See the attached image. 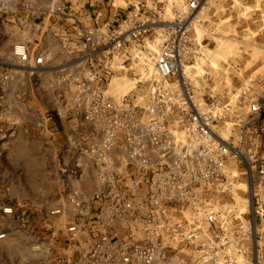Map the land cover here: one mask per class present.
<instances>
[{"label": "built area", "instance_id": "obj_1", "mask_svg": "<svg viewBox=\"0 0 264 264\" xmlns=\"http://www.w3.org/2000/svg\"><path fill=\"white\" fill-rule=\"evenodd\" d=\"M201 2L161 0L142 17L132 10L110 31L72 24L77 42L62 35L72 54L70 71L69 65L53 68L26 40L14 43L9 62H2L35 82L54 70L50 87L67 98L55 116L67 112L96 132L81 149L107 196L96 218L109 228L121 223L124 234H100L82 253L84 264H264V203L254 192V183L259 188L264 180V154L239 182V171L228 163L240 151L231 133L221 136L227 124L256 128V118V129L264 131V91L253 99L248 88L209 91L205 100L194 95L186 69L201 49L191 36ZM28 4L0 0V11ZM66 4L49 0L51 12ZM116 72L134 82L117 100L106 94ZM9 79V71L1 73L0 83ZM238 103L245 104L242 118L231 119ZM114 151L121 154L118 167ZM67 200L80 207L73 195ZM1 212L9 216L13 209ZM77 231L74 224L67 228Z\"/></svg>", "mask_w": 264, "mask_h": 264}, {"label": "rangeland", "instance_id": "obj_2", "mask_svg": "<svg viewBox=\"0 0 264 264\" xmlns=\"http://www.w3.org/2000/svg\"><path fill=\"white\" fill-rule=\"evenodd\" d=\"M116 1L117 4L123 5L121 0ZM5 27L4 30V27L0 26V63L9 62L10 50L6 49L9 43L21 42L29 37L24 30H21L23 27L9 28L8 25ZM191 36L201 46L199 54L187 63V66H193L195 70L192 67L186 69L196 97L205 100L209 91L218 93L222 89L229 90L232 94L234 91H243L248 88L246 94L252 95V99L262 94L264 91V0H202L191 24ZM221 42L224 43L223 46L229 47L223 52H218ZM73 67L74 65L70 63L68 71ZM8 69L9 67L4 66L3 72H7ZM42 77L36 82L30 80V83L21 80L14 82L9 79L5 83H0V86L14 82L13 87L22 89V94L24 92L26 94L28 91L42 88V80H44ZM54 78L47 84V88L55 84ZM113 79L129 82L131 88L127 92L134 87L130 74L116 72L111 81ZM113 87L112 84L108 85L106 94L117 100L123 94L118 96ZM53 90L58 92L52 99L53 105L65 108L67 98L57 89ZM23 97L24 95L8 100L6 96L0 95V111L7 104L15 109H20L23 103L32 107L36 105L33 102L27 103ZM3 99L8 101L3 104L1 103ZM49 100L51 105V99ZM237 107V113H234L231 119L242 118L245 104L238 103ZM61 114L63 116L60 120L69 119L67 112ZM46 118L49 122H56L52 126L45 125L46 122H44L38 128L36 124L41 120H37L38 122L33 126L21 125L20 128L13 130L0 121V146L14 134L15 153L26 154L28 157L27 160H18L17 164L8 161V157L0 162V233H4V237L0 239V264H84L82 253L91 246L94 238L108 232L109 227L99 223L96 230L98 235L91 241L85 242L86 237L80 235L71 237V240L70 238L63 240L61 236L59 237L56 231L58 227L68 228L74 224L79 231H84L77 223H71L72 220L68 218V215L76 212H80V217L84 216V213L97 214L107 196L103 191L96 199L88 197V194L83 192L80 195L81 198L82 195L85 198L80 207L75 208L70 204L67 200L68 196L73 195L75 199L77 197L75 194L66 193L67 188L64 185L69 184V175L78 178L81 167L73 165L74 151L69 146L74 138L80 137L81 145L78 151L83 156L81 149L87 146L91 136L80 130H76L73 134L74 130H69L65 125L59 128L57 123L59 118L55 114L47 113ZM258 125L259 121L256 118L254 127L257 128ZM256 128H253V125L249 128L246 126L240 129L230 128L227 124L226 130L223 129L221 136L225 138L231 133L232 143L240 151V157L236 160L230 159L228 163L233 171H239L240 176L248 165L251 169L254 168L257 164L256 157L264 154V147L261 145L264 140V131L260 132ZM25 140H28V145L24 143ZM115 160L117 161L116 156L113 157L114 162ZM86 162L83 161L80 166L88 172L92 171L93 168L88 170L90 165ZM115 165L118 167L119 162ZM61 174L64 177H61ZM86 177L89 176H84L83 179ZM88 179L84 180L85 186ZM242 181L241 176L239 182ZM260 185L261 189L257 188V183H254V192L258 201L264 203V180ZM90 200L93 202L91 206H96V210L87 206ZM5 206L13 209L10 218L2 216L1 210ZM50 208L59 209L60 212L49 215L48 218ZM123 227L121 223H116L109 229L124 234ZM85 229L88 230L87 227ZM78 240L84 244V249L81 251L78 248Z\"/></svg>", "mask_w": 264, "mask_h": 264}, {"label": "crops", "instance_id": "obj_3", "mask_svg": "<svg viewBox=\"0 0 264 264\" xmlns=\"http://www.w3.org/2000/svg\"><path fill=\"white\" fill-rule=\"evenodd\" d=\"M66 1L67 4L64 8L60 9V12H51L49 7V0H29L28 8L24 7L23 5H19L14 9L10 8L5 11H0V26L2 25L4 27V30L6 28L5 26L7 25L9 28L23 27L21 30H24L29 35V37H26L24 40L30 42V49L34 50L36 53H42L53 68H58L59 66H67L71 63L70 60L72 59V54L66 52L62 35L64 32H67L70 42H77V39L74 38L70 29V27H72V24H76L78 22L79 25L86 27L104 25L106 26V30L110 31L114 27H116V25L121 20H123V18L132 10L135 12L139 9V14L142 17L144 16V14L150 13L149 9L152 10L155 7H159V2L161 0H121L123 2V5L117 4L116 0ZM37 7H42V10L40 12H37L35 9ZM21 34H23V32ZM13 43L14 41L9 43L6 49L10 50ZM3 67L4 65L0 63V75L3 72ZM8 71L10 74V79L14 80V82H16L17 80H21L23 82L30 83L31 78L29 74L15 69H9ZM54 73L56 74V72H54L53 70L42 77V79H44L42 80V88L28 91L26 92V94L25 92L22 94V89L17 87L14 88L12 85L14 82H8L7 84H5V86H0V95L6 96V99L8 100L14 97L19 98L20 96L24 95L23 98L26 99L27 103H36L34 107L28 106L23 103L20 109H15L14 107L9 106V104L4 105V108H2L0 111V121H3V123L9 125V128H13L14 130L15 128H20L21 125L33 126L39 120L43 121L47 113L55 114L56 110H61L58 106H55L52 103V99L56 96L55 94H58V92L51 89L50 87L47 88V84H49L55 77ZM51 74L53 76H49ZM6 99H3L1 103H6L8 101ZM49 99H51V105L49 104ZM68 118L69 119L67 121L60 120V118L59 121H57L58 127L60 128L61 125H65L69 130H74L72 132L73 134L76 133V130H80L89 136L94 134L96 135V132H94L92 128H90L87 124L82 123L80 118H71L70 115L68 116ZM44 122H46L45 125L49 124L50 126H52L56 121L53 123L49 122V120L47 119ZM87 135H85V137ZM14 138V134H12V136L6 142L1 143L0 162L3 161L5 157H8L7 160L14 162L15 164H17L18 160L23 161L28 159L26 154L18 155L15 153ZM80 140V137L74 138L69 147L74 151L72 156L73 165H76L79 168L81 167V172L78 178L69 175V184H66L64 186L67 188L65 192L75 194L77 197L76 201L78 200L79 204H82L85 197L82 195L81 198L80 194L85 192L88 194V197L92 198L95 196V194H99L104 191V185H101L98 180V171L97 168H95L93 162L88 158L80 155L78 151L81 145ZM24 143L27 144L28 140H25ZM112 156H116L117 161L115 160L114 162ZM111 158L114 164H118L119 159L121 158L120 152L114 151V153L111 155ZM83 161H87L86 164L90 165H88V170L93 168V170L91 169L92 171H90L91 173L86 171V169L84 170L83 166H80L82 165ZM84 176H89L86 177L89 178L86 186L83 184L84 180L86 179H83ZM61 177H64L63 174H61ZM78 197L81 199H79ZM88 203L89 204L87 206L89 208H92L93 206H91V204H93V202H91L90 200V202L88 201ZM63 205L64 204H62L61 206ZM93 208L95 210L97 209L96 206ZM51 211L52 208L48 210V218L49 215H51ZM80 215V212H76L70 216L68 215V218L72 220L71 223H77V225L82 227L84 231L67 232V228L65 226L58 227L56 231L58 232L59 237L61 236L63 240H69V238L71 240V237L75 238L76 235H80L82 237H86L85 242H88L91 241L93 237H96L98 235V232L96 231L98 229L97 224H99V221L96 218L97 214L91 213L87 215L84 213V216L82 217H80ZM2 216H5V218H10L12 215ZM85 227H87L88 230H86ZM90 230L91 234L89 233ZM112 230L108 228L107 233L111 234ZM117 233L123 234V232ZM78 242V248L79 251H81L84 249V244L79 240Z\"/></svg>", "mask_w": 264, "mask_h": 264}, {"label": "bare ground", "instance_id": "obj_4", "mask_svg": "<svg viewBox=\"0 0 264 264\" xmlns=\"http://www.w3.org/2000/svg\"><path fill=\"white\" fill-rule=\"evenodd\" d=\"M198 32V31H197ZM198 36V35H197ZM222 45H219L218 47V52L221 51L223 52L225 49H227V47H229L228 45L227 46H223L224 43L221 42ZM217 52V51H216ZM213 54V53H212ZM126 80V79H125ZM133 83V82H132ZM112 84V87H113V84H114V87L113 89L116 91V93L119 95H122L124 93H126L130 88H131V84L127 81H119L117 79H113L109 85L111 86ZM224 137V136H223Z\"/></svg>", "mask_w": 264, "mask_h": 264}]
</instances>
